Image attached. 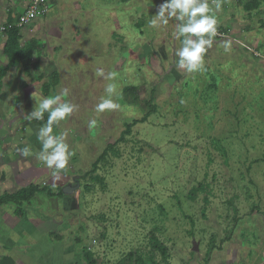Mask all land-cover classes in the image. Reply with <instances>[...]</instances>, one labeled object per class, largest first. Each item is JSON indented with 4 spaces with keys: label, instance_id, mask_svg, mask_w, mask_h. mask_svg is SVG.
Instances as JSON below:
<instances>
[{
    "label": "rangeland",
    "instance_id": "1",
    "mask_svg": "<svg viewBox=\"0 0 264 264\" xmlns=\"http://www.w3.org/2000/svg\"><path fill=\"white\" fill-rule=\"evenodd\" d=\"M163 2L56 0L22 29L41 54L31 72L12 69L1 88L0 195L48 187L24 202L22 215L0 205V249H11L0 264H88L86 251L93 264H165L152 236L169 264H264V14L248 17L242 0H220L214 12L209 0L217 35L203 70L188 73L176 67L177 21L148 25ZM98 68L116 78L97 76ZM55 71L48 96L67 90L63 99L76 107L53 127L73 153L54 174L36 155L48 114L28 115ZM108 83L117 85L119 107L97 113ZM152 95L154 111L127 131L151 110ZM25 146L33 155L20 154ZM76 181L71 194L58 193Z\"/></svg>",
    "mask_w": 264,
    "mask_h": 264
},
{
    "label": "clouds",
    "instance_id": "2",
    "mask_svg": "<svg viewBox=\"0 0 264 264\" xmlns=\"http://www.w3.org/2000/svg\"><path fill=\"white\" fill-rule=\"evenodd\" d=\"M216 11L221 8L220 0H213ZM177 21L173 35L180 41V46L175 50L178 57L176 67L185 69L188 73H195L203 70L204 54L213 46L214 38L217 35V16L213 14L209 0H164L159 6L158 12L148 21L151 28H163L170 20ZM225 50L231 48V41H224ZM96 75L104 77L105 80H114L116 72H109L106 76L103 68L96 70ZM117 85L108 83L104 89L106 95L100 97L99 103L95 106L97 113L106 110H115L119 105L114 102L113 95L116 93ZM63 94L50 96H33L35 108L28 115V119L43 120L47 113V121L38 133L37 139L41 149L36 153L37 158L44 165L52 169L54 174L64 169L73 153L65 142V134H54L53 127L59 121H63L74 111L75 105L65 101ZM96 120H91L89 127H95ZM22 156L33 155L31 147L25 146L19 149Z\"/></svg>",
    "mask_w": 264,
    "mask_h": 264
},
{
    "label": "trees",
    "instance_id": "3",
    "mask_svg": "<svg viewBox=\"0 0 264 264\" xmlns=\"http://www.w3.org/2000/svg\"><path fill=\"white\" fill-rule=\"evenodd\" d=\"M260 6V2L258 0H246L244 3V9L246 11H253L255 9H258ZM20 16V15H19ZM11 20L10 22L6 23V42L3 48V54L6 56L7 64L3 68H0V92L3 85V78L7 75L8 71L11 68H22L26 72H31L33 68V59L34 54L39 50L38 49V40L36 38H31L26 44H22L21 40L23 38L22 36V29L25 27H18L15 26L14 23H16L17 19ZM8 25H11L12 27H9ZM36 64V63H35ZM42 77L40 79L44 78V74L41 75ZM59 82V74L58 72H54L52 74V83L51 82H44L42 85V92L44 96L49 95V91L52 88V85L57 84ZM136 87H125L126 93H134ZM154 101L153 95L149 100H147V103L149 104L151 110L140 120H134L132 123L128 124L127 131L130 130L132 126L137 124L138 122H144L147 120L150 113L154 111L152 102ZM47 119V118H46ZM126 134V133H125ZM123 137V136H122ZM105 151L102 153V155L99 157V159L93 164L92 172L98 168V162L104 157ZM95 180L102 182L101 178L96 176L94 178ZM59 186V194H62V185ZM47 185L40 186L38 184L31 183L28 186L22 187L18 189L14 193H6L0 195V205H4L6 203H13L16 205V214L22 215V206H24V202L26 205H30L34 197L39 193H44L47 190ZM47 195L52 196V192H47ZM18 206V207H17ZM152 246L156 251H159L165 264L168 263V252L166 246H164L163 243L160 242V240L152 236L151 237ZM85 258L88 260V264H93L94 261L91 260L92 258V252L86 251L84 252ZM151 264H157L155 262H152Z\"/></svg>",
    "mask_w": 264,
    "mask_h": 264
},
{
    "label": "crops",
    "instance_id": "4",
    "mask_svg": "<svg viewBox=\"0 0 264 264\" xmlns=\"http://www.w3.org/2000/svg\"><path fill=\"white\" fill-rule=\"evenodd\" d=\"M123 1H127V0H123ZM258 1L260 2V6H259L258 9H255L253 11H246L244 9L246 11V14H247L248 17H250L252 15V13L255 12V11H260L261 13L264 14V0H258ZM29 2H30V0H0V27L3 26V25H6L7 22H10L11 20H14L21 13H23L26 10V8L28 7ZM237 2L240 4V1H237ZM244 3H245V1L242 0V3H241V7L242 8H244ZM54 4H56V0H51L50 1V8L52 6H54ZM140 7H141V5H140ZM141 10H142V7H141ZM214 12H216V10H214ZM214 12H213V14H214ZM139 13H141V12H139ZM232 16H233V18L235 17L234 15H232ZM138 24L142 25V26L144 25L143 21H142V23H141V21H139V23H137V26H139ZM260 24H262L263 27H264V20H262V21L260 20ZM142 26H140L141 28H139V29H142ZM141 35H142V31H141ZM30 39L24 40L22 38L21 43L22 44H26ZM5 42H6V35L5 34H0V67L1 66L4 67L7 64L6 56L3 54V48H4V45H5ZM38 49H39L38 52L40 53L41 49L40 48H38ZM37 64H41V58H39L36 61L35 66H37ZM12 69H14V68H11L8 71L7 75L3 78V84H4V80L6 79V77L8 76L9 72ZM42 74H43V72L41 74H39L38 80H41L40 78L42 77L41 76ZM4 245L6 246V249L2 248V249H0V252L1 253H5V254H8L9 252H11V249L9 248V245L8 244H4Z\"/></svg>",
    "mask_w": 264,
    "mask_h": 264
},
{
    "label": "built area",
    "instance_id": "5",
    "mask_svg": "<svg viewBox=\"0 0 264 264\" xmlns=\"http://www.w3.org/2000/svg\"><path fill=\"white\" fill-rule=\"evenodd\" d=\"M50 1L51 0H30L28 7L20 14L14 25L18 27H27L35 19L45 16L49 12ZM8 26L12 27L11 25ZM6 27V25L0 27V34L5 33Z\"/></svg>",
    "mask_w": 264,
    "mask_h": 264
},
{
    "label": "water",
    "instance_id": "6",
    "mask_svg": "<svg viewBox=\"0 0 264 264\" xmlns=\"http://www.w3.org/2000/svg\"><path fill=\"white\" fill-rule=\"evenodd\" d=\"M79 186L80 184L78 183V181H76L75 183H68L62 187V192L64 195L71 194Z\"/></svg>",
    "mask_w": 264,
    "mask_h": 264
}]
</instances>
